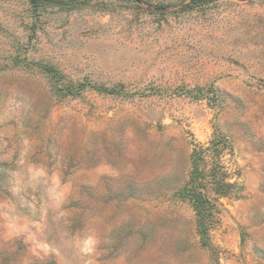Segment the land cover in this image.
<instances>
[{"label": "rangeland", "instance_id": "374dc122", "mask_svg": "<svg viewBox=\"0 0 264 264\" xmlns=\"http://www.w3.org/2000/svg\"><path fill=\"white\" fill-rule=\"evenodd\" d=\"M188 2L0 0V264H264V1Z\"/></svg>", "mask_w": 264, "mask_h": 264}, {"label": "trees", "instance_id": "16d2710c", "mask_svg": "<svg viewBox=\"0 0 264 264\" xmlns=\"http://www.w3.org/2000/svg\"><path fill=\"white\" fill-rule=\"evenodd\" d=\"M30 4L36 6L37 3H48L52 0H28ZM216 0H189V4H207L211 3ZM246 1H264V0H246ZM217 141H221L218 139ZM222 147L225 146V142L221 143ZM218 144H214V142L211 143V147L202 148L200 147L198 150L194 148L192 150V170L190 173V182L187 186V196L189 198L190 203L192 204V207L195 210L196 216H197V224H199L203 227V224L205 223L204 216L208 213V211L211 208L210 203L208 202L205 194L203 193V190L208 185L214 186V191H221L228 187L229 185H226L222 179L221 171L218 169V171L214 170L211 174H205L204 172H199V163L205 160V157L208 156L206 154H209L208 152H211L213 161L214 159H217L220 155V149L217 146ZM206 231L205 228H199L198 233L204 234Z\"/></svg>", "mask_w": 264, "mask_h": 264}]
</instances>
